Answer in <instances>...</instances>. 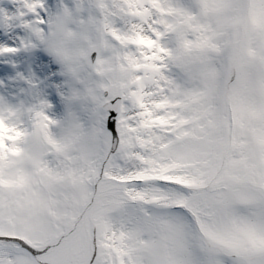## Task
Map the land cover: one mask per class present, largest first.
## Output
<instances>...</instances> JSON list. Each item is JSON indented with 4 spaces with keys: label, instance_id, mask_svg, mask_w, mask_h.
<instances>
[{
    "label": "snow or ice",
    "instance_id": "6c2138e0",
    "mask_svg": "<svg viewBox=\"0 0 264 264\" xmlns=\"http://www.w3.org/2000/svg\"><path fill=\"white\" fill-rule=\"evenodd\" d=\"M0 264H264V0H0Z\"/></svg>",
    "mask_w": 264,
    "mask_h": 264
}]
</instances>
